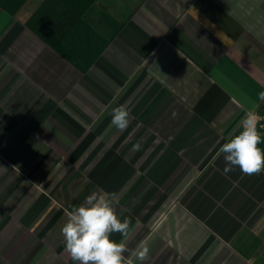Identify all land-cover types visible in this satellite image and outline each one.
I'll use <instances>...</instances> for the list:
<instances>
[{
    "label": "crops",
    "instance_id": "obj_1",
    "mask_svg": "<svg viewBox=\"0 0 264 264\" xmlns=\"http://www.w3.org/2000/svg\"><path fill=\"white\" fill-rule=\"evenodd\" d=\"M43 1L0 5V264H77L61 228L93 193L130 264H264V172L216 156L264 121V0H94L54 45Z\"/></svg>",
    "mask_w": 264,
    "mask_h": 264
},
{
    "label": "clouds",
    "instance_id": "obj_2",
    "mask_svg": "<svg viewBox=\"0 0 264 264\" xmlns=\"http://www.w3.org/2000/svg\"><path fill=\"white\" fill-rule=\"evenodd\" d=\"M196 18V10L191 9ZM220 35V34H218ZM264 100V92L260 93ZM111 124L119 130L127 128L129 112L124 106L112 109ZM261 133L257 129V120L249 116L245 118L238 134L232 136L216 153L223 155V174L233 172L237 167L244 175H258L264 172V149ZM139 144L134 145L138 150ZM117 203L115 193H93L85 202L66 210V222L61 228L65 243V251L77 264H130L125 256L129 252L123 242L112 239L114 233L126 236L131 220H123L117 215L114 205ZM140 262L149 258L147 241H141L130 253Z\"/></svg>",
    "mask_w": 264,
    "mask_h": 264
},
{
    "label": "trees",
    "instance_id": "obj_3",
    "mask_svg": "<svg viewBox=\"0 0 264 264\" xmlns=\"http://www.w3.org/2000/svg\"><path fill=\"white\" fill-rule=\"evenodd\" d=\"M25 0H0V5L9 12L14 13ZM94 0H44L37 10L27 20L26 24L39 37L54 45L49 38L61 40L71 27L81 17L82 13ZM39 20L42 25L35 23ZM38 25V27H36ZM262 120L264 119V110L259 111ZM257 127L261 133L262 143L259 145L264 149V121Z\"/></svg>",
    "mask_w": 264,
    "mask_h": 264
}]
</instances>
